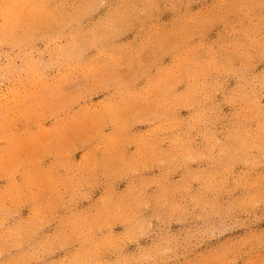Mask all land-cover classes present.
Here are the masks:
<instances>
[{"label":"rangeland","instance_id":"obj_1","mask_svg":"<svg viewBox=\"0 0 264 264\" xmlns=\"http://www.w3.org/2000/svg\"><path fill=\"white\" fill-rule=\"evenodd\" d=\"M0 264H264V0H0Z\"/></svg>","mask_w":264,"mask_h":264}]
</instances>
